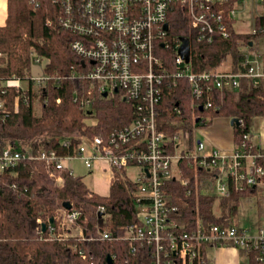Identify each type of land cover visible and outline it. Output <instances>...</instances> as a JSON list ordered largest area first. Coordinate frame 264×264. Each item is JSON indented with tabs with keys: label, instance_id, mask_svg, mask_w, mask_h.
Listing matches in <instances>:
<instances>
[{
	"label": "trees",
	"instance_id": "1",
	"mask_svg": "<svg viewBox=\"0 0 264 264\" xmlns=\"http://www.w3.org/2000/svg\"><path fill=\"white\" fill-rule=\"evenodd\" d=\"M38 3L36 7L32 0H7V17L0 27V79L16 77L30 81L27 92L19 88L7 89L5 94L0 91L10 111L8 116L0 118V150L11 147L20 152L47 150L76 155L82 143H89L97 135L107 137L114 129L129 126L137 116L136 109L115 95L99 97L91 114L81 111L74 100L89 83L70 77L72 70L84 71L81 59L71 50L75 36L59 27L58 17L62 13L59 4L51 0ZM239 3L240 0H227L220 6L224 24L232 34L229 39L217 40L211 45L195 42L179 13L171 17L167 41L173 44L181 38L190 40L194 72H211L218 68L231 73L245 70L242 64L246 53L257 49L264 34L233 31L230 13ZM48 21L51 25H47ZM256 21L257 29L264 28L263 17ZM33 51L49 60L45 73L55 78L37 91L30 80ZM157 53L166 56L165 64L171 66L170 51L158 46ZM262 97L264 87L256 89L251 80L242 79L237 91L224 90L213 95V101L220 106L218 111L201 112L203 101L195 100L188 81L180 79L176 86L165 89L159 106V126L169 136H185L206 126L205 121L210 116L237 118L241 125L234 126V141L239 146L245 134L252 135L254 119L264 117ZM176 107L180 114L175 111ZM66 140L70 141L67 148L62 145ZM180 167L182 177L189 180L188 186H182L178 180L167 184L178 209L172 216L178 227L194 231L212 224L238 226L233 220L242 201L255 198L258 188L233 192L228 198L218 197L213 194L209 172L187 160L181 162ZM55 174L63 178L62 186L56 185L46 163L29 160L0 174V264H108V256H115L113 264H151L148 249L141 248L132 254L127 242L114 240L124 236L130 225L139 224L133 199L135 184L128 170L116 172L109 197L92 193L81 177L68 171H55ZM65 202H70L73 211L79 212L74 226L82 230L84 240L77 237L64 241L52 239L62 233L59 214L65 210ZM100 205L106 209L101 218L97 214ZM51 219H54V231L50 228L43 231L38 220L48 224ZM105 232L114 239L98 240ZM210 248L205 245L201 249L204 264H214L208 257ZM80 251L88 255L87 259L80 257ZM241 252L247 256L249 264H255L253 253Z\"/></svg>",
	"mask_w": 264,
	"mask_h": 264
},
{
	"label": "built area",
	"instance_id": "2",
	"mask_svg": "<svg viewBox=\"0 0 264 264\" xmlns=\"http://www.w3.org/2000/svg\"><path fill=\"white\" fill-rule=\"evenodd\" d=\"M38 1L32 0L36 7H39ZM51 1L61 7L58 25L75 36L71 50L84 62L83 72H70V77L89 83L74 100L81 111L91 112L97 99L104 98V94L107 98L119 95L134 105L137 116L129 126L114 129L107 137L97 135L89 143H82L76 155L47 150L20 152L11 147L0 150V174L22 161H41L49 167L56 185L62 186L63 178L56 176L55 171L65 170L75 176L69 164L80 160L90 174L98 164L105 165L104 171L109 174L112 186L116 172L133 168V199L139 224L127 227L124 236L114 239L105 232L98 240L125 241L132 254L141 248L148 249L151 264H204L201 249L205 245L253 253L255 264H264V225L257 228L256 233L249 228L218 224L184 231L172 217L178 209L167 189L171 180L188 186L189 180L182 177L180 167L185 160L210 173L212 191L218 197L228 198L233 192L264 186V150L253 145L252 135L245 134L241 145L231 153L208 149L201 140L194 148L186 149L182 148V138L189 134L169 136L160 129L158 121L165 89L176 86L180 79L188 81L192 97L203 101L204 111H218L220 106L213 101V95L224 90L237 91L242 79L251 80L256 89L264 87V60L255 51L246 53L242 64L245 70L240 72L231 73L223 68L194 72L191 45L190 61L186 62L179 53L181 41L173 44L167 41L169 21L176 13L186 21L190 35L199 44L211 45L217 40L229 39L232 33L224 24L220 9L227 0ZM255 1L264 7V0ZM235 16L236 10H233L230 18ZM262 17L264 19V15ZM47 25H51V21ZM258 34H264V28H256L251 35ZM158 46L172 53L171 66L165 64L168 62L166 56L157 53ZM31 62L32 66H41L43 71L42 75L30 78L33 85L40 89L55 79L45 73L49 60L33 51ZM21 83L16 77L0 79V91L5 94L7 89L19 88L27 92L30 81L26 79V89ZM17 109L18 100L15 102ZM175 111L181 113L177 107ZM9 114L0 96V118ZM62 145L67 148L70 141H63ZM105 211L104 206H98V216L104 217ZM79 216L73 209L62 211L59 214L62 233L52 239L64 241L77 237L84 240L82 230L74 226ZM38 224L42 228L44 223L38 220ZM47 228L54 231L50 223ZM79 255L82 259L88 257L83 251ZM112 259L115 261V256Z\"/></svg>",
	"mask_w": 264,
	"mask_h": 264
},
{
	"label": "crops",
	"instance_id": "3",
	"mask_svg": "<svg viewBox=\"0 0 264 264\" xmlns=\"http://www.w3.org/2000/svg\"><path fill=\"white\" fill-rule=\"evenodd\" d=\"M263 15L264 13L259 17H262ZM6 17H7V0H0V27L5 24ZM259 17H257V19ZM231 20H233L235 23L236 16ZM253 51L257 52L260 58L264 60V37L259 39L257 44V49ZM235 94L237 96V93ZM230 121L231 120L226 118H219V117L216 118V122L214 123V126L210 128L211 129L210 138H209L210 144H207L208 149H221L228 153L234 151V149L236 148V144L234 141V127L231 125ZM252 142L255 147L264 150V117H257L254 119V125L252 130ZM74 162H78L81 167H84L83 163L80 160H73L72 162H70L69 166L72 169L73 174L75 176L81 177L83 183L92 193H95L102 197L110 196V189H111L110 177L109 174L104 171L106 169L105 165L98 164L96 166L95 171L92 174L88 173V171L85 169V173H83L82 175H78L75 173ZM88 180H92V182H95L96 184L97 183L102 184L105 190L100 191L92 188L90 185H88ZM259 193H260V197H262V195L264 194V186L258 187L256 197L258 196ZM237 225L238 227L247 228L239 224ZM259 227L260 226H258V228ZM226 255H228V258L227 261L226 262L224 261L223 264H241V260L244 258L247 260V264H249L247 256L243 254L240 250L235 248L211 247L208 251V257L213 261L214 264H217L218 257H222L226 259Z\"/></svg>",
	"mask_w": 264,
	"mask_h": 264
},
{
	"label": "rangeland",
	"instance_id": "4",
	"mask_svg": "<svg viewBox=\"0 0 264 264\" xmlns=\"http://www.w3.org/2000/svg\"><path fill=\"white\" fill-rule=\"evenodd\" d=\"M236 10V20L233 26L234 31L238 34H252L256 29L257 17L261 16L264 13V7L257 3L255 0H242L237 5ZM42 74L43 71L41 66H32V76H40ZM21 85L24 89H26V87L28 86L26 80L22 81ZM33 88L35 91L39 90L38 86L33 85ZM37 110H39V104H37ZM216 118L218 117H208L205 121L206 126H202L200 129L194 130L192 135H186L185 137H183L182 148L185 147L186 149H188L190 146L194 148L198 140H201L207 147V144H210V128L214 126ZM74 166L76 174L82 175L83 173H85V168L81 167L78 162H74ZM128 175L134 181L135 169L129 168ZM88 185L100 191L105 190L102 184H96L95 182H92V180H88ZM233 223L250 228L252 232L256 233L258 226L264 224V194L262 195V197H260L259 193L256 198H253L251 200H243L239 207L238 213L233 220ZM227 258L228 255H226V259L218 257L217 264H223L224 261H227ZM244 259L241 260V264H247V260Z\"/></svg>",
	"mask_w": 264,
	"mask_h": 264
},
{
	"label": "water",
	"instance_id": "5",
	"mask_svg": "<svg viewBox=\"0 0 264 264\" xmlns=\"http://www.w3.org/2000/svg\"><path fill=\"white\" fill-rule=\"evenodd\" d=\"M165 29L167 31L169 30L168 25L165 26ZM180 41H181L182 45H181V47L179 49V53H180L181 56H183L185 58L186 62H189L190 61V40L188 38H181ZM250 45H252V43H250ZM161 47H163V46H161ZM82 64L84 65V62H82ZM116 92H117V90H116ZM107 96H108L107 94H104V98H107ZM200 111L204 112V108L202 106H200ZM89 114H91V112H89ZM196 122H199V119H197ZM230 123H231V125L233 127L234 126H238L239 127L241 125L240 120L237 119V118L231 119ZM63 208L65 210H67V211H70V210L73 209V206H72V204L70 202H65L63 204ZM99 217L101 218L102 215L99 214ZM49 223L53 224L54 223V219H51V221ZM46 228H47V224L44 223L42 225L43 231H45ZM107 261H108V264H113V259H112L111 256L107 257Z\"/></svg>",
	"mask_w": 264,
	"mask_h": 264
}]
</instances>
